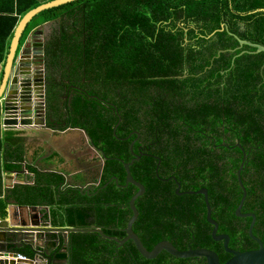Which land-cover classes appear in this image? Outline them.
I'll return each mask as SVG.
<instances>
[{
  "label": "trees",
  "instance_id": "obj_1",
  "mask_svg": "<svg viewBox=\"0 0 264 264\" xmlns=\"http://www.w3.org/2000/svg\"><path fill=\"white\" fill-rule=\"evenodd\" d=\"M28 1L18 16L10 14L20 0L0 8V13H7L0 14V32L6 34L0 40V62L6 59L9 44L4 42L13 36L19 17L39 6L36 0ZM257 8H264V0H75L42 11L24 33L23 38L45 23L57 22L46 41L48 67L60 72L65 61L73 66L70 81L85 77L103 84L107 99L120 106L118 134L125 138L138 132L135 151L149 147L153 155L131 167L133 177L146 187L136 200L139 216L134 230L148 249L167 239L180 250L214 249L221 264L232 256L223 241L212 237L204 196L177 197L175 182L163 180L170 176L187 180L186 187L209 190L212 217L219 223V233L230 235L231 248L257 247L248 235L252 217L235 213L243 191L237 173L244 154L238 142L246 152L243 212L256 214L252 233L264 243V52L236 57L243 49L255 48L227 50L239 46L236 36L264 45V11L251 12ZM223 24L228 28L222 29ZM222 49L227 51L220 54ZM48 80L52 83L51 75ZM70 95L62 89L58 95L50 92V114L65 119V127L89 132L111 157L102 186L112 177L118 184L113 181L94 196L61 189V173H42L28 163L17 131L7 132L3 139L0 115V186L4 173L24 168L32 176L31 183L15 186L9 195L2 192L3 215L8 199H13L20 205L49 206L44 218L56 227L96 225L108 235L124 238L132 216L129 201L138 187L124 186L126 170L120 158L131 161L129 146L137 135L118 139L113 134L118 119L112 110L78 93L71 101L63 100ZM124 98L133 106L125 109ZM89 105L95 108L90 111ZM60 242L56 258L71 264H208L205 257L178 258L166 250L148 259L132 240L118 247L96 232H73L68 244L62 238ZM21 251L35 255L28 248Z\"/></svg>",
  "mask_w": 264,
  "mask_h": 264
},
{
  "label": "water",
  "instance_id": "obj_2",
  "mask_svg": "<svg viewBox=\"0 0 264 264\" xmlns=\"http://www.w3.org/2000/svg\"><path fill=\"white\" fill-rule=\"evenodd\" d=\"M72 1L75 0H51L30 10L21 18L11 40L5 66L2 70L3 74L0 78V110L4 116L3 122L5 124L25 127L33 126L34 128H47L49 129L47 132L50 130L52 131L48 123V100L50 91L47 87L48 83L45 76V41L44 38L41 37L43 31L35 29L28 34L24 41L22 38L28 24L39 13ZM257 11H264V8H257L251 12ZM225 28H228L227 24H223L222 29ZM216 32L217 31L213 32L212 35ZM236 37L239 40V46L235 49L227 50L235 51L242 48L244 45H249L255 48V50L243 49L238 55H236V57L245 54V52H253V54L264 52L263 44L241 39L238 36ZM227 50L222 49L220 54ZM65 99L69 98L66 96ZM68 130L81 133L84 132L89 144L95 145L94 141H92L84 129L70 128ZM237 147L241 148L244 158L237 173L238 181L240 187L243 188V191L235 213L239 217H252L248 226V234L254 241H256V243H258L257 248L243 251L231 248L229 246L230 235L228 233H218L219 223L212 217V207L207 188L204 187L197 190H187L179 194L199 193L205 196L207 219L214 226L212 229V237L216 241H223L225 250L232 255L229 259H227V261H225L224 264H264V243L260 237L252 233V228L255 226L257 216L254 212H243V203L247 198V189L242 181V170L244 169V165L246 163V152L242 148L240 142H238ZM51 154H44L38 158L37 161H34L32 158L29 159V161L30 163H34L36 167H41L40 163ZM140 158V156L134 154V157L130 162H124L123 159L121 161L126 170V183L124 186L131 184L138 187L137 192L129 201L132 216L129 218L127 225L124 228L126 236L123 239L106 234L103 228L96 225L87 227H56L50 220H45L43 217L44 212L41 210L44 208L46 212L50 213L51 208L49 206L20 205L15 200H11L9 201L10 206L7 210V216L5 218L0 216V264H50L52 262L51 258L49 260H42L40 256H38V253L42 251L41 249L47 248L50 250L49 246H52L53 243L55 246H58L60 238L67 243L70 234L73 232H96L107 239L114 240L118 246H121L128 240H133L138 251L148 259L156 258L163 250H166L174 257H205L208 264H221L218 252L210 248L201 247L180 250L166 239L156 243L152 249H148L145 246L139 234L134 230V223L139 216L136 200L144 194L146 189L145 185L138 182L131 173V167L135 164V162L140 161ZM104 165L105 163L103 162V167ZM53 170L54 169L52 168H48L44 171L54 172ZM156 172L158 174V168ZM20 173L21 174H18L19 180L17 183L25 184L23 176L25 171L23 170ZM65 177L68 178V175H65ZM116 182L118 184V179H116ZM17 183L14 180H11V182L7 184H9L8 187H13L14 184ZM78 187L80 188V186ZM104 187H106V185ZM176 191H178V188ZM24 211H27L26 215L24 214ZM37 239L41 240V243L37 242ZM26 246H29L30 250L35 255L33 257L26 255V259L16 260L15 257H17L18 253L25 255L21 251V248L26 249ZM45 253L48 254L47 251ZM54 262L60 261L54 260Z\"/></svg>",
  "mask_w": 264,
  "mask_h": 264
},
{
  "label": "flooded vegetation",
  "instance_id": "obj_3",
  "mask_svg": "<svg viewBox=\"0 0 264 264\" xmlns=\"http://www.w3.org/2000/svg\"><path fill=\"white\" fill-rule=\"evenodd\" d=\"M48 38H49V36L44 37L45 46H46V41ZM44 51H45V49H44ZM44 56H45L44 58H46V52H44ZM72 67L70 65H68L65 61H63V64L60 65V72H56L54 67H52V66L48 67V63L45 59V76L47 79V83H48L47 87L49 88V91L55 92L58 95V92L62 89V93L71 94L69 101H71L72 95L74 93H78V95H80L83 99H85L87 97L88 98H94L97 105L101 106L104 109L108 108V109L112 110L113 115L117 117L118 122H117V124H115V126L113 128V134L115 135V137H117L118 139H122V140H128L133 136V134L137 135L131 141L130 146H129V151L132 154L131 159H133L134 154H136L137 156H140L141 158L143 156L153 155L149 151V147H147V146H139V150L135 151L134 145L139 140L140 133L133 131V132L129 133V135L125 138L121 137V135L118 134L117 129L119 128V126L122 122L120 106L107 99V95L105 94V86L103 84L97 85L95 83L89 82L85 79V77H79L75 81H70L68 78H71L73 76L72 75V69H71ZM64 69H67V71H64ZM65 73H67V75ZM78 73H80V68L78 70ZM50 75L52 76V83L48 80ZM65 97H63L64 101L67 100V99H65ZM124 104H125V109H128L129 107L133 106V103H130L127 98H124ZM94 108H95L94 105H89L88 110L91 111ZM54 113L50 114V112L48 111V123L50 125V128L55 133L60 134V133L67 131L70 128L84 129V128H81L79 126H67V127H65L66 120L63 118H60L57 120ZM128 114L131 116V111ZM84 130L90 136L89 132L86 129H84ZM83 136H84L86 141H85L84 148L82 149V155L87 157L89 163H87L86 161H83L80 165L76 164V168L79 169V171L83 173V177L81 180H77L75 177H72L71 174H68L67 172L60 169L59 165H57L58 167L55 168L54 167L55 164H52V163H48L46 165L43 163V165L41 167H36V168L39 172H42V173H51L52 171L51 172H45L44 171L48 168H52V169H54L53 171L61 173V175L64 176V182L62 183L61 189L75 188V189H78L81 192V194H83V195L94 196L100 191L101 188L102 189L106 188V187H104L105 185L102 186V183L104 181V169L106 167L108 159L111 157H109L106 154V151L104 150V148L97 145L95 142H94L95 145L89 144L88 139H87L84 132H83ZM90 138H91V136H90ZM92 141H94V140H92ZM43 153H45V152H43ZM53 156L54 155L48 157V159H46V162H49ZM106 157H107V159H106ZM157 157L159 158V156H157ZM141 158H140V161H141ZM36 159H35V161H36ZM120 161H122L121 158H120ZM140 161H138V162H140ZM103 162L105 163L104 167H103ZM71 165L74 166L73 162L71 163ZM159 165H160V158H159V163H158V169H159ZM65 175H68V178H66ZM157 176H158V174H157ZM116 179H117V177H112L109 180L108 184L113 182V181H116ZM163 180H166V181L173 180L175 182L176 186L174 189V193L177 195V197H182L183 195L187 194V193L179 194V193H182L184 191L197 190L199 188H204V187L192 188L193 184H191L192 187H186L187 186V180L182 179V177L178 178L176 176L175 177L170 176L169 178H166ZM108 184H106V186ZM78 186H80V188ZM177 188H178V191H176ZM145 192H146V189H145ZM208 192H209V190H208ZM201 195H203V194H201ZM204 200H205V196H204ZM247 212H252V211H247ZM218 233H219V230H218ZM110 236H114V235H110ZM119 239H123V238H119ZM60 241H61V238H60ZM69 241H70V237H69V240L67 241V244L69 243ZM60 244H61V242L59 243V245ZM57 247L53 248V245L52 246L50 245L49 246L50 250H48L47 248L41 249L42 251L40 253H38V256H40V258L42 260H46V259L49 260L51 258L52 262L50 264H71V262H69L68 259L66 260V259L56 258L57 257ZM253 249H255V248H253ZM46 251L48 254L45 253ZM83 255H85V253H83ZM54 260H59L60 262H54Z\"/></svg>",
  "mask_w": 264,
  "mask_h": 264
},
{
  "label": "crops",
  "instance_id": "obj_4",
  "mask_svg": "<svg viewBox=\"0 0 264 264\" xmlns=\"http://www.w3.org/2000/svg\"><path fill=\"white\" fill-rule=\"evenodd\" d=\"M36 1L39 3V5H41V4L47 3L51 0H36ZM29 3L30 2L28 0H20V5L18 6L17 4H15L14 11L10 15L18 16L20 14V12H18V10L27 7L29 5ZM1 7L2 8L5 7L6 9L10 8L11 7L10 0H0V8ZM0 14L2 16L7 15V13H0ZM20 20L21 19L19 17V21L15 27V30H16ZM54 23H57V22H48V23H45L42 26H39L38 28H36L37 30L43 31L41 34V37L44 38V37L50 36L51 32L50 31L48 32V27H51L52 24H54ZM15 30H14V33H15ZM14 33H13V35H14ZM28 34H27V36H28ZM5 36H6V34H5ZM5 36H4V31H1L0 32V40L4 41ZM12 38H13V36H11V37L8 36L4 43H6L7 45L9 44V46H10ZM25 38H22V40L24 41ZM6 58H7V56H6ZM5 62H6V59L4 61L0 62V78L2 77V74H3L2 70H3V67L5 66ZM0 115H1V130L3 133V136H2L3 139H4V136L6 135L7 132H9L11 130L17 131L18 136H20L22 138V141L24 143V148H25L24 156L26 157L28 163H29V159H31V158L32 159H34V158L38 159L41 156H43L44 154H47V153L51 154L53 152L50 156H52V155H54V156L50 159V161L46 162V159H48V158H45L44 161H42L40 163L41 166L43 165V163L45 165L48 163L55 164V166H54L55 168H57L58 167L57 165H59L60 169L67 172L68 174H71L72 177H75L77 180L82 179L83 173L80 172L79 169L76 168V164L80 165L83 161H86L87 163H89L87 157L82 155V149L84 148L85 141H86L84 136H83V133L74 132L72 130H67L63 133L57 134L53 130L52 131L50 130L49 132H47L49 130L47 128H39V127L34 128L33 126L32 127L31 126L25 127V126H17V125H9V124H7L6 127H3L4 122L2 123V121H4V116L2 115L1 110H0ZM55 148L57 151L55 150ZM43 152H45V153H43ZM37 159H36V161H37ZM72 162H73L74 166L71 165ZM13 164H17V163H13ZM23 170L25 171V174L23 175L24 176V183H31L32 182L31 181V177H32L31 174L28 173V171L24 168H22V170L20 172H22ZM20 172L4 173L3 185L0 186V195H1L0 197L1 198H3V196H5L6 194L9 195L10 192L15 188V186L21 185L20 183H17V181L19 180L18 174H21ZM10 178H12V179H10ZM11 180H14L17 184H14L13 187H8L9 184H7V183H10ZM2 192H3V196H2ZM11 200H13V199H8V206H7L6 210H8V208L10 206L9 201H11ZM2 208H4V206H3V204L0 203V216L5 218L8 214V212L4 216ZM41 211L45 212V209L43 208ZM26 212L27 211H24L25 215H26ZM37 242L41 243V240L37 239ZM26 247L28 249H30L29 246H26ZM54 247H56V246H54V244H53V248Z\"/></svg>",
  "mask_w": 264,
  "mask_h": 264
},
{
  "label": "built area",
  "instance_id": "obj_5",
  "mask_svg": "<svg viewBox=\"0 0 264 264\" xmlns=\"http://www.w3.org/2000/svg\"><path fill=\"white\" fill-rule=\"evenodd\" d=\"M2 123H3V121H2ZM6 126H7V124L3 123V127H6ZM26 258H27V256L23 255L21 253H18L17 257H15L16 260L17 259H26Z\"/></svg>",
  "mask_w": 264,
  "mask_h": 264
},
{
  "label": "rangeland",
  "instance_id": "obj_6",
  "mask_svg": "<svg viewBox=\"0 0 264 264\" xmlns=\"http://www.w3.org/2000/svg\"><path fill=\"white\" fill-rule=\"evenodd\" d=\"M57 26H58L57 23L52 24L51 27H48V32L50 31L52 33L54 31V29L57 28Z\"/></svg>",
  "mask_w": 264,
  "mask_h": 264
}]
</instances>
